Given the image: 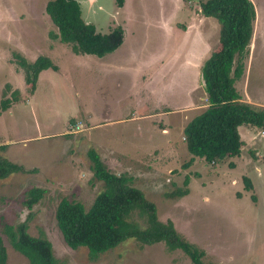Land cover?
<instances>
[{
	"label": "rangeland",
	"instance_id": "rangeland-1",
	"mask_svg": "<svg viewBox=\"0 0 264 264\" xmlns=\"http://www.w3.org/2000/svg\"><path fill=\"white\" fill-rule=\"evenodd\" d=\"M200 1L125 0L118 7L115 0H80L83 19L96 31L116 26L124 31L122 44L98 57L76 54L55 37L47 0H0V103L18 91V101L0 111V156L26 169L0 179L7 264H29L2 232L3 224L23 221L28 213V232L43 234L61 264H192L163 242L141 246L127 239L95 259L85 247L67 246L54 211L63 196L88 208L103 189L87 154L96 143L109 151L101 149V161L131 177L155 203L157 217L172 220L204 251V263L264 264L261 128L239 126V155L218 163L191 155L182 139L183 125L205 102L201 66L220 48L219 23L202 14ZM251 2L253 34L235 87L243 101L264 109V0ZM15 53L29 62L48 56L58 69L42 70L31 91ZM190 157L194 160L184 167ZM186 176L188 193L173 196L185 188ZM243 177L250 178L252 189L244 188ZM31 187L45 194L27 209L22 201Z\"/></svg>",
	"mask_w": 264,
	"mask_h": 264
},
{
	"label": "trees",
	"instance_id": "trees-1",
	"mask_svg": "<svg viewBox=\"0 0 264 264\" xmlns=\"http://www.w3.org/2000/svg\"><path fill=\"white\" fill-rule=\"evenodd\" d=\"M125 0H115L118 7ZM204 16L219 23L220 48L213 52L201 66V79L206 106L183 127V140L187 151L209 163H218L227 156L239 155L243 141L239 126L264 128V109L243 101L235 87V81L244 71V57L253 34L255 9L251 0H201ZM45 11L57 28L55 37L70 45L76 54H92L102 57L115 51L123 42L124 31L116 26L108 33L96 31L94 24L82 18L78 0H47ZM18 65L24 70L29 89L34 90L38 74L44 69L57 70L58 66L45 55L32 62L15 53ZM0 103V111L7 110L18 101L17 93ZM4 149V146H0ZM87 154L91 160L93 177L103 183L91 205H84L63 196L56 205L54 217L64 242L72 249L85 247L90 259L116 247L127 239H134L141 246L163 242L169 250L179 249L192 264H206L204 251L186 240L174 227L172 220L161 221L156 205L144 192L131 184V177L116 174L103 163L93 149ZM193 157L185 163L188 167ZM232 165V164H231ZM26 169L0 156V179ZM244 188H253L252 181L243 177ZM189 177L185 188H178L173 196L188 193ZM45 191L31 187L25 191L22 203L31 209L43 198ZM252 198L256 200L255 196ZM28 217L16 224H3L2 232L14 250L23 255L29 264H61L55 257L51 242L43 235L28 232ZM137 214V219L133 215ZM0 264H7V251L0 234Z\"/></svg>",
	"mask_w": 264,
	"mask_h": 264
},
{
	"label": "crops",
	"instance_id": "crops-1",
	"mask_svg": "<svg viewBox=\"0 0 264 264\" xmlns=\"http://www.w3.org/2000/svg\"><path fill=\"white\" fill-rule=\"evenodd\" d=\"M205 99V98H204ZM205 102H206V100H205ZM205 102L203 103V107H202V109L206 106V104H205ZM98 124H94L93 126H97ZM185 125H183V127H184ZM164 127V128H163ZM162 128V130H163V132H167L168 131V129H167V127L166 126H163ZM182 139H183V135H182ZM96 150H98V155L101 153V149L103 150V149H105V150H107L108 148L107 147H105V146H103V143H96ZM92 147L94 148V146H93V144H92ZM94 150H95V148H94ZM95 150V151H96ZM97 152V151H96ZM106 152H108L109 153V151L107 150ZM117 154H121V153H118V152H116ZM104 154H106V153H104ZM101 156V158H103L102 157V155H100Z\"/></svg>",
	"mask_w": 264,
	"mask_h": 264
},
{
	"label": "built area",
	"instance_id": "built-area-1",
	"mask_svg": "<svg viewBox=\"0 0 264 264\" xmlns=\"http://www.w3.org/2000/svg\"><path fill=\"white\" fill-rule=\"evenodd\" d=\"M75 129H79V130H80L79 125H76V127L73 129V131H74ZM76 131H77V130H75V132H76ZM260 133L264 136V128H262V129L260 130Z\"/></svg>",
	"mask_w": 264,
	"mask_h": 264
},
{
	"label": "water",
	"instance_id": "water-1",
	"mask_svg": "<svg viewBox=\"0 0 264 264\" xmlns=\"http://www.w3.org/2000/svg\"><path fill=\"white\" fill-rule=\"evenodd\" d=\"M79 1V3H80V0H78ZM89 1H94V0H89ZM84 4V3H83ZM81 15H82V13H81ZM83 18V17H82ZM86 22V21H85Z\"/></svg>",
	"mask_w": 264,
	"mask_h": 264
}]
</instances>
